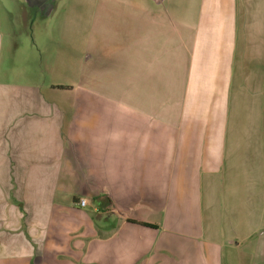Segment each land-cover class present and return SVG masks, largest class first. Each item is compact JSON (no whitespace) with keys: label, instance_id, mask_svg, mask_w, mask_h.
I'll use <instances>...</instances> for the list:
<instances>
[{"label":"crops","instance_id":"0c3cea01","mask_svg":"<svg viewBox=\"0 0 264 264\" xmlns=\"http://www.w3.org/2000/svg\"><path fill=\"white\" fill-rule=\"evenodd\" d=\"M30 1L0 0V264H264V0Z\"/></svg>","mask_w":264,"mask_h":264},{"label":"built area","instance_id":"2783aa9c","mask_svg":"<svg viewBox=\"0 0 264 264\" xmlns=\"http://www.w3.org/2000/svg\"><path fill=\"white\" fill-rule=\"evenodd\" d=\"M88 203L86 200L82 199L80 202H79V206L82 207V208H85L87 207Z\"/></svg>","mask_w":264,"mask_h":264},{"label":"rangeland","instance_id":"374dc122","mask_svg":"<svg viewBox=\"0 0 264 264\" xmlns=\"http://www.w3.org/2000/svg\"><path fill=\"white\" fill-rule=\"evenodd\" d=\"M28 2H33V1L28 0ZM30 6H32V5H29V4L27 5V7H30Z\"/></svg>","mask_w":264,"mask_h":264},{"label":"water","instance_id":"95a60500","mask_svg":"<svg viewBox=\"0 0 264 264\" xmlns=\"http://www.w3.org/2000/svg\"><path fill=\"white\" fill-rule=\"evenodd\" d=\"M49 1V0H48Z\"/></svg>","mask_w":264,"mask_h":264}]
</instances>
